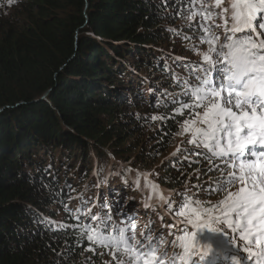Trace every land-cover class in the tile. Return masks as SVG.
Wrapping results in <instances>:
<instances>
[{"label": "trees", "instance_id": "1", "mask_svg": "<svg viewBox=\"0 0 264 264\" xmlns=\"http://www.w3.org/2000/svg\"><path fill=\"white\" fill-rule=\"evenodd\" d=\"M178 4L0 0V264H86L89 245L80 227L89 221L81 205L91 207L96 198L91 210L100 216L105 195L116 204L125 193L140 205L147 190L142 171L155 168L153 181L174 199L185 183L209 187L203 166L198 180L185 160L156 163L157 150L136 152L131 171L117 162L129 161L122 129L129 104L164 112L159 144L179 130V114L158 106L182 98L175 78L182 82L183 66L194 68L158 48L175 37L168 25L186 22ZM164 216L165 226L170 217Z\"/></svg>", "mask_w": 264, "mask_h": 264}, {"label": "snow or ice", "instance_id": "2", "mask_svg": "<svg viewBox=\"0 0 264 264\" xmlns=\"http://www.w3.org/2000/svg\"><path fill=\"white\" fill-rule=\"evenodd\" d=\"M183 4L180 0L177 11L186 12L188 26L199 30V45H189V50L200 60L189 78L182 82L175 78L182 98L173 95L158 106L172 108L181 117L186 111L191 116L178 124L175 135L190 134L185 143L193 147L178 148L173 155L181 151L204 155L210 162L204 171L209 177L212 172L216 175L206 180L209 187L185 183L179 200L166 195L158 184H149L155 199L150 196L146 207H163L172 221L155 237L152 221L145 226L147 234L142 232L137 239L136 215L122 225L114 221L107 203L101 205L104 214L98 216L84 202L85 215L96 222L95 226L80 227L81 240L89 245L84 251L104 255L96 249H107L114 264H198L194 257L204 261L205 255L197 250V231L218 232L226 226L238 233L242 243L244 255L233 254V264L244 260L264 264V22H257L258 14L264 13V0H189V4L198 5L196 11L181 8ZM168 31L181 35L175 29ZM202 46L206 50H201ZM218 65H223V77L216 82L212 72ZM150 119L166 121L162 115ZM194 175L199 180L200 173ZM136 186L140 187L139 180ZM201 191L218 199H202ZM189 225L197 231H190ZM165 229L171 241L164 237ZM87 264H92L91 260Z\"/></svg>", "mask_w": 264, "mask_h": 264}, {"label": "rangeland", "instance_id": "3", "mask_svg": "<svg viewBox=\"0 0 264 264\" xmlns=\"http://www.w3.org/2000/svg\"><path fill=\"white\" fill-rule=\"evenodd\" d=\"M211 1V0H210ZM227 6V3L225 4ZM192 9V8H191ZM219 23V21H217ZM257 22H264V13H260L257 16ZM180 27H176L174 25H168V28L175 29L181 33L180 36H176L171 38L170 42L167 44H164L162 46H157L159 48V51L162 53H173L176 56H179L183 59L190 60L193 62H196L200 60V57L195 55L193 51L189 50V45H199V41L197 37L199 36V30L193 26L189 27L188 24L190 22H178ZM199 23L203 24L204 21L202 19L199 20ZM239 35H244L239 34ZM188 37L189 39H183V37ZM221 40H223V36H221ZM201 50H206V46H202ZM223 65H218L217 68L212 72V77L216 82H219L222 77H223V72H222ZM191 71L185 70L184 68H181L179 71V74L182 78L185 79V77H188L190 75ZM181 78V79H182ZM128 92V91H127ZM130 93V92H128ZM162 98V97H161ZM164 99V98H162ZM145 102H149V99H144ZM128 103H133V102H128ZM131 106V107H130ZM125 113L127 116L123 117L122 120L125 122V126H122V129L127 131L128 133L125 132L126 135V144L125 148H127V157L129 158V161H121L118 160L117 162L120 163L124 168L127 170L131 171L132 166L131 162L135 159L134 155L136 152H140V149H143L142 152H145V154H148L149 152H153L154 150H157V155L155 156L156 163L163 162L164 159H173L178 158L182 159L185 161L192 160L193 162L190 164L188 162V165L192 166L190 167L191 174H194L199 171V168L197 167H204L205 169H208L209 167V161H207L205 158L202 159L200 157H205L204 155H200L199 157H196L194 153L187 152V151H181L177 155H173V153L177 152L178 148H184V149H191L193 146L185 143V141L190 137V134H186L185 136H177L175 135V132H173L171 135L170 133H167L170 135V142L167 143L165 146L163 144H159L164 140V130L165 126L164 123L166 124V121H153L150 119L152 115H162L164 112L161 110H157V107H152V106H141V107H136V105H130L129 107L125 108ZM163 116V115H162ZM180 122L183 121V119H189L191 118L190 113L187 111L185 112V115L181 117L180 115L177 116ZM178 120V119H177ZM131 133V134H129ZM160 137V138H157ZM171 139H173L171 141ZM112 144V143H111ZM110 144V145H111ZM108 145L105 150L109 152V155H111L114 158V155L112 152L109 151V146ZM203 153V150H200ZM147 156V155H145ZM185 157H188L186 160ZM201 164V165H200ZM158 168L156 169V171ZM136 173L139 171H135ZM142 171L143 177H145V184L149 185L150 183H153V179L156 175L155 168L149 171ZM140 174V173H137ZM202 174V173H200ZM216 175V174H215ZM215 175H212L213 177ZM196 178V177H195ZM208 175L206 176V179H210ZM204 180V179H202ZM155 183V182H154ZM134 186H136V182H133ZM157 184V183H156ZM87 186V181L86 183H82L80 188L81 191ZM205 186V185H204ZM137 187V186H136ZM165 194H173L172 191H167L164 188L160 187ZM79 189L74 190L73 192L76 193ZM149 191V190H148ZM108 195H105V203L109 205V209L111 211V215L113 216V219L116 220V222L121 223L122 225H127L129 223L130 217L133 215H137V212H131L128 214L126 217L123 213L125 210L126 206L131 204L135 205L134 209L139 208V206L136 204V202L132 200L127 201V205H122V204H117L116 209L113 207L112 202L108 201L107 199ZM201 198L202 199H212L213 201L217 200V196H205L204 193H201ZM180 197L176 198V200H179ZM94 199H91V202ZM126 202V201H124ZM92 206H94V203H91ZM91 208V207H90ZM164 210V208H163ZM86 209L83 210V213L85 215ZM139 213H142L140 211ZM95 214V213H94ZM86 216V215H85ZM61 217V216H60ZM118 217H122V219H119ZM143 216H140V218H136L133 222L137 225L136 227V236L137 239L140 238L141 233L144 232L145 230V225L146 222L144 221ZM159 225H155L152 230V235L155 237L156 232H159L158 229ZM213 227L221 228V225H212ZM160 228V227H159ZM189 229H193L197 231L196 228L193 226L189 225ZM157 232V233H158ZM203 242H205V247L203 249H200V253H206L207 256L212 257L213 255H216L217 253H220L218 258L225 257L227 254L228 255H233L235 253H239L240 255H244L242 252V243L238 237V233H234L231 231V229H227L226 226H223V229L218 232H212L209 231L207 228L197 231ZM168 235H165L166 240ZM225 241H232L230 244V247L226 248L224 247V242ZM88 247V246H87ZM97 252H102L104 255H96L92 252H86L84 251V256L86 257L85 263L87 264L88 260H91L92 264H114L112 257L107 254V249L104 248H97ZM207 258V257H206ZM229 259V258H227ZM229 264H233V259L228 261ZM243 264H250L248 260H244ZM254 264V262H253Z\"/></svg>", "mask_w": 264, "mask_h": 264}, {"label": "water", "instance_id": "4", "mask_svg": "<svg viewBox=\"0 0 264 264\" xmlns=\"http://www.w3.org/2000/svg\"><path fill=\"white\" fill-rule=\"evenodd\" d=\"M3 109H0V112L2 111Z\"/></svg>", "mask_w": 264, "mask_h": 264}]
</instances>
